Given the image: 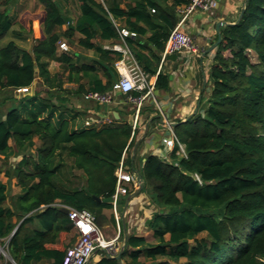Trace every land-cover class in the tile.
<instances>
[{
    "label": "trees",
    "instance_id": "trees-1",
    "mask_svg": "<svg viewBox=\"0 0 264 264\" xmlns=\"http://www.w3.org/2000/svg\"><path fill=\"white\" fill-rule=\"evenodd\" d=\"M69 1L37 0L42 17L34 33L9 12V0L0 3V92H10L0 100V155H20L11 205L0 180V246L16 264H62L66 247L46 246L73 228L61 207L88 210L98 225L102 210L112 208L107 199L125 151L124 163L141 175L140 192L154 209L145 222L151 240L130 232L118 258L95 264H264V0H246L240 18L219 27L220 40L207 52L210 90L173 126L184 155L174 144L168 159L147 153L142 161L130 152L138 131L132 122L120 116L84 125V113L66 101L112 90L114 63L123 57L113 44L129 48L155 76V89L168 90L161 53L177 9L189 0H76L75 18ZM21 37L30 38L29 47L16 43ZM62 39L67 50L58 48ZM33 80L34 92L17 97L14 91ZM133 190L128 186L118 211Z\"/></svg>",
    "mask_w": 264,
    "mask_h": 264
},
{
    "label": "crops",
    "instance_id": "crops-1",
    "mask_svg": "<svg viewBox=\"0 0 264 264\" xmlns=\"http://www.w3.org/2000/svg\"><path fill=\"white\" fill-rule=\"evenodd\" d=\"M215 1L217 5L212 12L207 13L197 10L181 26L182 29L192 35L193 49L170 54V56L163 58V62L161 61L164 67L163 69L169 73V89L165 91L154 88L152 94L142 101L137 121L138 131L136 134V142L130 150L131 155L136 154L141 161L147 153H154L159 156L169 153L165 149L161 139L170 136L171 131H173V126L177 125L178 121H184L196 111L203 89H205L204 97L209 92L210 87L209 83L207 84L206 82L205 67L208 63L207 52L215 47L212 46L217 40L216 23L219 21L225 24L234 23L245 2V0ZM113 45L120 46V44ZM160 64L158 69L160 68ZM151 80L154 82L155 76H151ZM67 84L72 85L73 83ZM83 98L80 96H71L69 101L72 109L84 113V120L98 115H104L108 112H111L116 119L121 116L129 122L133 120L136 104L124 100L127 98H124V94L122 93L115 92L113 94V102L108 104H99ZM151 106H153V111L149 110ZM152 117H156L157 120L154 122ZM173 123L176 124L174 125ZM133 162L136 164V159L133 158ZM6 179V176L4 179L0 178L3 182ZM10 179L11 187L14 189L13 192L16 194L19 193V188L15 184L16 178L13 176ZM111 209L102 210V217L98 224L100 229H111V233L108 232V238H113L118 233L116 221L113 212L111 213ZM153 210L144 193L140 192L134 195L128 202L125 210L126 233L134 232L137 235L145 236L148 240H151V231L147 229L145 222L151 217ZM121 213L122 209L120 211L118 242L111 254L113 256L118 254L123 242ZM121 231L122 236L120 235ZM69 232H61L56 243L47 244L46 246L58 249L71 246L74 239L72 238L73 233ZM0 249H2L1 246ZM106 255L107 253L103 250L95 251L89 258L87 264H95L102 256ZM120 263L125 264L123 260H120ZM0 264L16 263L11 258L6 259L3 257L2 259L0 255ZM33 264H48V261L42 258Z\"/></svg>",
    "mask_w": 264,
    "mask_h": 264
},
{
    "label": "built area",
    "instance_id": "built-area-1",
    "mask_svg": "<svg viewBox=\"0 0 264 264\" xmlns=\"http://www.w3.org/2000/svg\"><path fill=\"white\" fill-rule=\"evenodd\" d=\"M215 0H189L185 5L180 6L177 9L178 21L175 26L170 30L167 39L165 41L164 48L161 53V61L163 58L171 53H180L193 49V38L190 33L181 28L186 22L189 16L197 10L207 13L212 12L216 8ZM122 35H127L126 30H122ZM133 34V33H132ZM114 45L113 48L122 51L123 57L114 63V66L118 72V80L114 83L113 88L109 92L99 93L95 91H89L84 94V98L87 100L95 101L99 104H108L113 102V94L115 92L127 95L126 101L134 102L136 104L132 128L137 126L138 115L142 101L150 96L154 90V82L151 80V76L145 73L126 45L123 47ZM59 50H67L68 46L65 42H58ZM131 91H138L140 95L131 96ZM114 116L111 112L104 115H98L91 119H86L84 125L112 123ZM165 149L170 152L174 144H177V154L184 155L183 144L177 139V136L171 131L170 136L163 137L161 139ZM125 151L122 154V158L115 170L116 185L114 193L111 196L112 212L116 221L118 233L113 238H105L102 230L95 222L94 216L88 210H76L68 208L67 216L72 223L73 228L76 231V241L66 248L62 264H87L91 255L98 250H103L107 255H111L117 246L119 235V221L120 213L117 210V202L121 195L127 193L128 186L131 185L134 189L138 186L136 179V172L129 171L124 163ZM168 154H162L163 159H168Z\"/></svg>",
    "mask_w": 264,
    "mask_h": 264
},
{
    "label": "rangeland",
    "instance_id": "rangeland-1",
    "mask_svg": "<svg viewBox=\"0 0 264 264\" xmlns=\"http://www.w3.org/2000/svg\"><path fill=\"white\" fill-rule=\"evenodd\" d=\"M2 1L3 0H0V3ZM9 2H10V5H9L10 6V10H9V12L10 13H16L20 23H23L25 25V27H29L30 26L32 28V33H34L33 32V27H34V25L36 23H38V21L42 17V7L37 2V0H9ZM1 8L2 7H0V9ZM66 10L68 11L67 13L69 14V16L71 18H75L77 16V14H78V3L76 2V0H70L68 2V4H67ZM9 38H10V36L7 37V39H9ZM15 41H16L17 44H19V45H21L23 47H29V44H30V38H27V37L26 38L25 37L16 38ZM62 41L65 42V44L68 46V43H67V41L65 39H62ZM104 44H105V46H110L107 42H105ZM116 46H118V45H116ZM112 47H114V45H112ZM120 47H123V45L120 44ZM70 49H78V48L75 47V46H71ZM83 55H85L86 57H89L91 55V52L87 51ZM49 67H50V69L52 71H55V69L57 70V66L54 63H51ZM64 86L67 87V88H74L76 85L75 84L68 85L67 83H65ZM34 89H35V86H34ZM23 91L25 92L26 90L23 89ZM27 91H29V90H27ZM9 93L10 92L6 91V90L5 91H1L0 92V100L4 99V97H6V95H8ZM14 93H16V96L18 95L17 97H19L20 94H19V92H17V90L14 91ZM69 99H71V97L68 98V100L66 101V104L69 107H71L72 105H71ZM83 99H85V98H83ZM32 153L34 154V150H32ZM19 158H20V155H14V156L9 157L5 161L2 158V156L0 155V178L4 179L5 176L7 178L6 181H5L7 183V186H8V199H7V202H6L7 205H11L13 203L12 200L14 199V197L16 195V193L13 192L14 189L11 187V179L10 178L13 177L12 176V170H13L16 162L19 160ZM6 170L9 171V176H7L5 174ZM122 198H124V195H121L119 197V199H122ZM111 213H112V209H111ZM119 213H120V211H119ZM101 230H102L105 238H108L109 237V233L108 232L111 233V229L108 228L106 230L105 228H101ZM69 233H73L72 238L74 239V242H75L76 238H77V235H76V232H75L74 228ZM0 250H1L0 255L2 256V259H3V257H5L6 259H10L9 255H8V253H7V251L5 249L2 248Z\"/></svg>",
    "mask_w": 264,
    "mask_h": 264
},
{
    "label": "water",
    "instance_id": "water-1",
    "mask_svg": "<svg viewBox=\"0 0 264 264\" xmlns=\"http://www.w3.org/2000/svg\"><path fill=\"white\" fill-rule=\"evenodd\" d=\"M245 1H246V0H245ZM244 6H245V2H244L243 7L241 8V11H240V14H239L237 20L240 18L241 14L243 13ZM237 20H236V21H237ZM223 24H225V23L222 22V21H219V22L216 23L217 40H216V42L213 44L212 47H214V46L218 43V41L220 40L219 26H221V25H223ZM127 34H130V33H127ZM212 47H211V48H212ZM34 68H36V67L34 66ZM35 82H36V80H33L32 84H31L29 87H27V88H23V89L26 90L25 92L23 91V89H17V92H19V94H20L19 97H21V96H23V95L32 94V93L34 92ZM27 90H29V91H27ZM17 96H18V95H17ZM173 124L175 125L176 123H173ZM136 173H137V174H136V179H137V182H138V186H137V187H136L131 193H129V194H127V195L125 196L124 204H123V207H122L121 222H122V226H123V242H122V245H121V247H120V249H119L118 254L115 255V256H113V255H106V257H108V258H118L119 255L121 254L122 250H123L124 247H125L126 237H127V233H126V230H125V219H124L125 210H126V208H127V206H128V202L130 201V199H131L134 195L140 193V191H141V189H142V187H143V181H142L141 175H140L138 172H136ZM93 197H94L96 200H100V198L97 197V196H93ZM107 201H111V198L107 199ZM61 210H62L64 213H67L68 208L65 207V206H63V207H61Z\"/></svg>",
    "mask_w": 264,
    "mask_h": 264
}]
</instances>
